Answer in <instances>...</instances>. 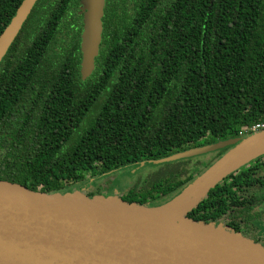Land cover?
<instances>
[{"label": "trees", "instance_id": "1", "mask_svg": "<svg viewBox=\"0 0 264 264\" xmlns=\"http://www.w3.org/2000/svg\"><path fill=\"white\" fill-rule=\"evenodd\" d=\"M20 2L0 0V33ZM79 3L36 0L0 60V179L45 191L92 177L111 185L142 160L264 122V0H105L85 79ZM227 148L206 161L151 163L118 195L161 204ZM251 162L187 216L227 226L232 197L235 210L250 213L258 201L242 204L238 183L264 187Z\"/></svg>", "mask_w": 264, "mask_h": 264}, {"label": "water", "instance_id": "2", "mask_svg": "<svg viewBox=\"0 0 264 264\" xmlns=\"http://www.w3.org/2000/svg\"><path fill=\"white\" fill-rule=\"evenodd\" d=\"M35 2L21 0L1 31L0 60ZM104 4L79 3L81 79L95 67ZM261 142L264 129L140 161L161 164L228 147L157 205L129 202L115 193L46 192L0 179V264H264L263 243L223 224L187 216L228 174L263 156L264 147L253 149Z\"/></svg>", "mask_w": 264, "mask_h": 264}, {"label": "flooded vegetation", "instance_id": "3", "mask_svg": "<svg viewBox=\"0 0 264 264\" xmlns=\"http://www.w3.org/2000/svg\"><path fill=\"white\" fill-rule=\"evenodd\" d=\"M214 152L216 151L201 154V155H206V159L205 160L202 159V160L203 161L208 160L212 156V154L214 155ZM201 155H198V156H201ZM202 160L197 164L198 166L202 164ZM251 165H254V166L250 168L249 167L250 165H249L248 166L249 168L248 167L246 168H248V170L252 174H254V172L258 175L263 174L264 173V155L261 156L257 160H253V162H251ZM79 183L72 184L68 187L67 185H65L58 189L46 191V192H53V191L65 192L67 190H72L73 187ZM238 184H240L241 186H244V188L241 189L240 192L238 191L240 194V202L242 204L247 205L249 203V200L255 199L258 201V204L253 205V207L250 210V213L246 214L244 212H239L238 210H235L233 208V205H234L233 203L237 202L238 200H236L235 197H232L229 203L230 204L229 223H227V227L229 226L231 229L240 231L239 233H242L243 235L264 244V187L263 188L258 187L256 183L252 186H248L247 183H238ZM82 189H84L85 193L98 189L100 193L107 195L110 193L112 189V185L105 184L104 182H100L99 186H97L96 179H92V180L89 179V181L85 183V186H82ZM36 190H40V189H36ZM40 191H45V190H40ZM106 191L108 193H106ZM120 192L121 191L119 190L118 193ZM227 219L228 218H226V220ZM234 225H237V226H234Z\"/></svg>", "mask_w": 264, "mask_h": 264}, {"label": "rangeland", "instance_id": "4", "mask_svg": "<svg viewBox=\"0 0 264 264\" xmlns=\"http://www.w3.org/2000/svg\"><path fill=\"white\" fill-rule=\"evenodd\" d=\"M209 153V152H208ZM193 157H200L201 159L205 160L206 159V155H201V156H193ZM193 157H189V158H193ZM184 159H188V158H184ZM179 160H176L175 162H178ZM173 162V161H172ZM171 162V163H172ZM153 164V163H152ZM151 163H144L143 165H139L138 163H136L133 167H131L128 172L126 174H123L120 176V180L119 178L117 180L113 179L112 181V189L110 191L109 194H118V191L120 190L121 191V187L123 186V184L127 181V180H130L132 179V177L138 172V171H141L143 169V171H146V172H151L152 170H150L152 168V165ZM177 165V163H175ZM153 165H157V164H153ZM175 166V165H174ZM173 167V165L171 166ZM96 178H99V177H92L90 178V180L92 179H96ZM89 181V179H86L84 181H82L81 183L79 184H76L74 187H73V190H81L84 192V189L82 190V186H85V183ZM109 192V190H108ZM106 191V193H108ZM106 195V194H104Z\"/></svg>", "mask_w": 264, "mask_h": 264}, {"label": "built area", "instance_id": "5", "mask_svg": "<svg viewBox=\"0 0 264 264\" xmlns=\"http://www.w3.org/2000/svg\"><path fill=\"white\" fill-rule=\"evenodd\" d=\"M260 129H264V122H257L255 124H252L249 128H245L243 132H240V134H244L249 131H255Z\"/></svg>", "mask_w": 264, "mask_h": 264}, {"label": "bare ground", "instance_id": "6", "mask_svg": "<svg viewBox=\"0 0 264 264\" xmlns=\"http://www.w3.org/2000/svg\"><path fill=\"white\" fill-rule=\"evenodd\" d=\"M250 122V121H249ZM264 147V142H261V143H258V144H256L254 147H253V149L256 151V150H258V149H260V148H263ZM187 193H188V191H187ZM187 193H186V195H187ZM183 199H185V196L183 197Z\"/></svg>", "mask_w": 264, "mask_h": 264}, {"label": "clouds", "instance_id": "7", "mask_svg": "<svg viewBox=\"0 0 264 264\" xmlns=\"http://www.w3.org/2000/svg\"><path fill=\"white\" fill-rule=\"evenodd\" d=\"M255 131H257V130H255ZM253 131H250V132H247V133H244V134H240L239 136H244V135H248V134H250V133H252ZM217 151V150H216ZM198 156V155H197Z\"/></svg>", "mask_w": 264, "mask_h": 264}]
</instances>
